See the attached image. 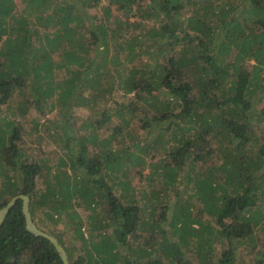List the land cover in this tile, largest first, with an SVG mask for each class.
<instances>
[{
	"label": "trees",
	"instance_id": "trees-1",
	"mask_svg": "<svg viewBox=\"0 0 264 264\" xmlns=\"http://www.w3.org/2000/svg\"><path fill=\"white\" fill-rule=\"evenodd\" d=\"M22 1L15 15L14 0H0V103L10 104L17 92L25 105L26 78L32 80L33 91L40 93L38 103L56 107L57 117H64L61 123L57 117L51 120L50 128L58 131L68 162L60 158L51 167L26 154L18 144L19 122L3 120L0 208L14 195H27L41 230L36 211L45 212L52 223L66 214L84 247L90 242L91 248L89 257L72 259L62 238L52 233L69 264H89L88 258L91 264H120L127 257L119 248L129 247V239H142L133 246V264L264 263V249L257 247L264 240L255 235L259 224L264 226V213L253 210L264 203V129L258 126L264 116L252 109V100L264 91V0H108L104 17L92 20L87 36L81 27L88 19L75 10L76 0ZM79 2L91 9L100 0ZM114 3L125 12L135 9L139 17L130 23L139 28L126 41L130 54L141 38L154 37L149 42L158 46L154 68L149 54V61L138 67L122 65L125 72L110 74L106 55L91 66L87 46L103 43V34L111 33L115 45L124 43L120 35L128 22L119 16L108 21ZM146 20L152 22L147 28ZM42 25L51 27L52 34H41ZM176 44L179 49L173 48ZM61 67L68 73L57 81L54 70ZM114 86L122 89L118 100ZM83 89L89 96L82 95ZM98 101L102 106L96 108ZM78 104L90 105L83 135L75 134L69 117ZM133 120L146 123L144 135L125 142ZM153 126L151 139L148 129ZM101 129L107 131L102 138ZM146 162L151 168L147 178L157 189L148 195H115L111 188L127 190L128 185L112 178ZM66 165L70 168L64 169ZM193 198L211 220L194 213ZM139 200L154 203L142 208ZM159 203L172 207V235L155 241L141 232L163 231L159 220L166 219L164 208L161 217L152 216ZM22 205L17 199L0 225V264H63L49 239L26 229ZM76 207L89 210L87 237ZM220 242L226 246L217 255L213 249ZM234 242H253L250 255L240 254Z\"/></svg>",
	"mask_w": 264,
	"mask_h": 264
},
{
	"label": "rangeland",
	"instance_id": "rangeland-1",
	"mask_svg": "<svg viewBox=\"0 0 264 264\" xmlns=\"http://www.w3.org/2000/svg\"><path fill=\"white\" fill-rule=\"evenodd\" d=\"M142 5H146L148 2L147 1H142L139 2ZM14 14L19 13L21 8L24 6V3L22 0H14ZM109 4L108 0H100L97 6L91 8V9H86L83 7V5L79 2V0L75 1V10L82 12L84 16L88 19V23L86 24L85 27H81V30L83 31L86 36L89 34V29L93 27V22L92 20L96 17L102 18L103 16V6ZM120 4L114 3L112 4L111 8L112 11L109 14L110 17L108 18V21L113 22L116 16H119L121 20L124 22L125 20L128 22V25L124 27L123 33H121L120 36L123 37L119 38L118 41L122 39L124 43H121V47L119 45H115L117 41H113L111 33L108 35L103 34V30L99 26H96L98 29V33L101 35L103 34V43L100 44L98 43H91L89 44L90 51H89V58H90V63L92 64L91 66L93 67L95 62L99 61L100 59L103 58L104 55L107 57V67L106 69L110 72V74L114 73L116 69L123 70L124 72L127 71V69H124L123 66L126 67H132L136 66L138 67L141 62H146L149 61L147 58V55L149 54L151 56V65L150 68H154V65H156V57L158 56V46L152 43H149L150 41L154 40V37H143L140 39L138 45L134 49V55L129 53L128 49V44H126V41H129V36L130 35H135L139 32L138 27H134L133 25H130L131 22L139 20V17L136 14L135 9H132L131 13L130 12H125L124 10H120L119 7ZM97 20V18H96ZM98 22V20H97ZM146 28L151 26L152 22L146 20ZM123 24H121L122 26ZM111 28L114 30L117 29L116 25L114 23L111 24ZM253 28L257 31L258 26L256 24L252 25ZM40 28L41 34L43 32H48L49 34H52V29L51 27L47 26H38ZM51 29V30H50ZM110 29V28H109ZM119 34L116 32V35ZM37 41V40H35ZM34 41V42H35ZM93 41V40H92ZM106 46V47H105ZM91 47V48H90ZM173 48L179 49V44H176V46ZM175 50L171 53V50H169V54H173ZM85 54V53H83ZM112 56H116L115 59H111ZM80 69V68H79ZM81 69H84V66L81 67ZM55 76L56 80L59 81L61 78L65 77L66 74L68 73L64 67H61L59 69H55ZM32 80H29L26 78V86H25V105L20 103L19 97L17 95V92L15 93L14 99L10 104H1L0 103V124L3 122V120L7 121L10 123V121L16 120L19 122V125H17V132L19 134L18 138V144H20L25 153L29 154L31 156H34V158H41L46 161L47 164H49L51 167H55L56 164L58 163L59 159H65L67 160V155L64 152V149L59 147V140L56 136V133L58 131L53 130V128H50V122L53 120L55 117H57V112L58 109L56 107H53L51 110L48 109L47 106L43 105L41 103H38V97L37 94H40L37 92V94L33 91L32 86H31ZM113 92H115L114 99H117L118 95L122 93L121 88H117L114 86ZM82 95H87L89 96V91L87 89L82 90ZM160 99L164 100L165 96L160 95ZM118 100V99H117ZM253 110L256 112V114H260L261 116H264V91L262 93H259L253 100ZM80 103V102H79ZM19 106V107H18ZM90 106V105H89ZM87 105H73L70 108V119L71 123H73V126L75 128V134H86V129L83 127V122H85L84 119H87L88 114L90 112V107ZM102 106V102L98 101L96 108ZM18 108V109H16ZM22 111H20V110ZM92 109V108H91ZM66 114V113H65ZM59 120L58 122H62L64 120V117H57ZM118 119L114 118L113 122H116ZM135 124L137 126L135 127ZM146 126V123L144 122H138L137 120H133L131 126H129L131 129L130 135L126 136L125 142H129L130 137H135V139L140 138L141 136L143 137L144 135V127ZM258 126L261 130L264 129V124L258 122ZM148 131H151V139H153V133L156 131L153 127H149ZM107 131L105 129H101L98 133L100 134V138L104 136V134ZM111 130H108V133H110ZM169 132V131H167ZM155 137V135H154ZM165 138V135H164ZM168 144H170L169 141H167ZM61 146V145H60ZM115 148L117 146H114ZM148 157V156H147ZM158 156L155 157V159ZM223 157L222 154H219V158ZM147 161L149 160V157L146 159ZM68 162V160H67ZM221 162V161H219ZM64 169H69V166L63 167ZM203 168V167H201ZM151 172V168L149 167V163L146 162L142 167L141 165L137 166H132L129 167V170H127L126 174L124 172H118V176H115L112 179L118 180V181H123L124 184H127V190L123 189L121 186L117 185V188H111L113 190V193L117 196L120 194H123L124 197H127V195L133 194L132 191H138L137 193L133 195H138L141 196L143 193L145 195L149 194V191L154 187L157 189V186L153 183H151L147 176H149ZM182 178L184 176L182 175ZM111 183V180H107ZM183 182V181H182ZM181 182V183H182ZM151 184V185H150ZM41 185V184H40ZM38 184V186H40ZM183 188V186L181 187ZM262 199H264V195L262 196ZM175 200V198H174ZM194 202V206L191 207L194 209V213L200 214L202 218H207L208 220L210 216L204 214V212L201 210V203L199 200L196 198L192 199ZM260 205L262 206H256L253 208V210L256 212H263L264 213V203L262 204L261 201ZM139 206L142 208L145 207H150L154 202H149L147 203L144 200H139L138 201ZM161 204V205H160ZM172 205V201H170L169 206ZM168 206V204H167ZM157 211H155L152 216L155 218H158L159 216L161 217V210L164 208V213L162 214V217L166 216L165 221L164 220H159L161 222L162 226V232L156 231L155 233H150V232H141V236L143 237H151V239H154L155 241L160 240L162 235L165 234L169 238H171V216H172V207L169 209L168 207H163L162 203H159L156 205ZM77 208V207H76ZM77 211L79 212L81 219H82V233L84 234L85 237L88 235V226L87 222L85 221V216L89 212V210L85 208H77ZM163 212V210H162ZM252 209L249 212V215H251ZM35 218L36 220L38 219V225L46 232L48 233H54L59 235L62 238V241L66 247L70 249L72 259H77L79 256H86L89 257L90 255V242L87 243L86 247H84L83 242L79 235L74 232L75 229V224L74 221L69 220L68 216L66 214H62L61 216L58 217L57 221L52 223L45 217V212L42 211H36L35 213ZM259 224V227H257V232H256V238H259V241L264 240V229L261 230L264 226ZM261 230V231H260ZM112 228L108 229V233H111ZM140 236V237H141ZM93 241V240H92ZM129 247L120 246V252L121 256L125 255L127 259H123V262L120 264H133L131 260L135 258V252L137 251L136 247H133L135 244L141 245L142 239L136 241L134 240L131 241L129 239L128 241ZM253 245V242H251ZM235 244V242H234ZM236 247L239 251L240 254L243 255H250V246L248 244H241L239 242H236ZM216 248L213 249L214 252L219 254V251L221 248L226 246V243L223 244L222 242L220 243H215ZM258 248L264 249V243H261L260 245L257 246ZM256 248L257 250H259ZM254 253V251H252ZM157 254V252L155 253ZM260 255V253H258ZM188 255V254H187ZM190 255V254H189ZM253 256V254H252ZM121 260V258H119ZM86 262H90L89 264L92 263V261L88 258ZM240 264V263H239ZM264 264V263H262Z\"/></svg>",
	"mask_w": 264,
	"mask_h": 264
},
{
	"label": "water",
	"instance_id": "water-1",
	"mask_svg": "<svg viewBox=\"0 0 264 264\" xmlns=\"http://www.w3.org/2000/svg\"><path fill=\"white\" fill-rule=\"evenodd\" d=\"M19 198H21L23 200L22 212L25 216L26 229L31 233H34L36 235H40V236H43V237H46L47 239H49L50 242L57 249V251H58V253H59V255L63 261V264H69L68 254H67L65 248L59 243V241L53 235H51V234L41 230L40 228H38L37 225L35 224V222L33 221L30 210H29V197L27 195H25V194L14 195L13 197H11L7 201V203L3 207L0 208V225L2 223L4 216L8 212V210L15 203V201Z\"/></svg>",
	"mask_w": 264,
	"mask_h": 264
},
{
	"label": "clouds",
	"instance_id": "clouds-1",
	"mask_svg": "<svg viewBox=\"0 0 264 264\" xmlns=\"http://www.w3.org/2000/svg\"><path fill=\"white\" fill-rule=\"evenodd\" d=\"M46 232V231H45ZM48 233V232H47ZM50 234V233H49ZM52 235V234H51ZM55 237V236H54ZM56 238V237H55ZM57 239V238H56ZM60 243V242H59ZM61 244V243H60ZM63 246V245H62ZM69 260V259H68Z\"/></svg>",
	"mask_w": 264,
	"mask_h": 264
}]
</instances>
